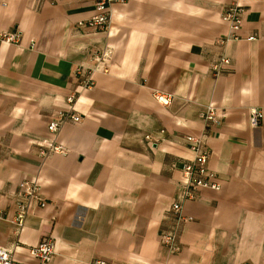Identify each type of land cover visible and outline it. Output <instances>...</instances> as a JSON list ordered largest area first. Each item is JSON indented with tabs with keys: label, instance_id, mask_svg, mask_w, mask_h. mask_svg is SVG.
<instances>
[{
	"label": "crops",
	"instance_id": "obj_1",
	"mask_svg": "<svg viewBox=\"0 0 264 264\" xmlns=\"http://www.w3.org/2000/svg\"><path fill=\"white\" fill-rule=\"evenodd\" d=\"M231 1L128 0L100 31L78 24L95 13L92 0H0V29L21 33L0 42V247L25 264H39L29 248L46 236L55 244L47 264H264V119L249 124L264 107V0H237L238 39L221 47ZM101 49L107 72L78 88L81 120L53 136L54 112L79 87L75 67L94 66ZM221 55L231 65L215 77ZM208 104L218 124L200 117ZM193 134L205 137L219 189L184 201L190 220L170 253L159 237L175 224ZM52 140L67 153L40 156L37 143ZM24 180L38 181L46 205L30 207L16 234Z\"/></svg>",
	"mask_w": 264,
	"mask_h": 264
},
{
	"label": "built area",
	"instance_id": "obj_2",
	"mask_svg": "<svg viewBox=\"0 0 264 264\" xmlns=\"http://www.w3.org/2000/svg\"><path fill=\"white\" fill-rule=\"evenodd\" d=\"M128 0H92L95 13L87 20L80 21L79 26H87L105 31L108 29L111 21V9L114 4H123ZM245 14L244 7L237 0H232L224 8L221 19L228 26V34L218 40V44L223 47L230 39H238V31L242 26L243 17ZM250 36L249 39H253ZM21 40V33L18 30H1L0 42L17 44ZM96 64L94 66H85L79 64L74 69V75L79 79V87L66 97L68 107L58 109L54 112L53 119L49 122L47 128L50 134L55 136L62 125L66 122L77 123L81 120V116L74 111V103L79 92L78 88L90 89L94 85L93 75L95 72H107L105 62L109 57L108 49L96 50L93 53ZM231 65L230 58L221 55L216 61L211 63L210 69L213 76H219L228 70ZM163 103L168 102V97L160 95L157 97ZM200 117L211 124H218L219 117L217 108L208 104L201 112ZM264 119V107L252 109L249 115V124L251 127H258L261 120ZM146 138L149 139L148 136ZM187 147L192 151L193 158L183 163L181 167L182 179L178 183L177 197L170 206V212L174 216L175 224L169 230L161 233L159 240L161 244L167 248L170 253H177L181 246L179 243V225L190 220L182 213L183 203L189 199L198 197V190L202 187L219 189V184L213 180L212 174L209 173L207 164L209 151L206 146L205 137L203 134L188 135L185 138ZM39 155L47 156L50 153L65 155L67 148L55 141H49L48 144L39 142ZM18 195L14 203L13 223L15 224V233L18 234L24 225V220L28 214V209L33 206L43 207L46 205L45 199L40 193V186L36 180H24L19 184ZM54 240L50 236L43 237L35 246L29 248V253L34 257L39 264H47L52 259L54 254ZM0 264H25L17 261L12 252L0 247Z\"/></svg>",
	"mask_w": 264,
	"mask_h": 264
}]
</instances>
